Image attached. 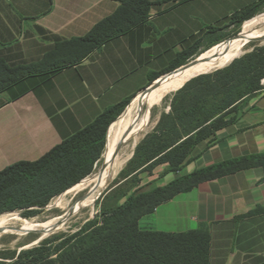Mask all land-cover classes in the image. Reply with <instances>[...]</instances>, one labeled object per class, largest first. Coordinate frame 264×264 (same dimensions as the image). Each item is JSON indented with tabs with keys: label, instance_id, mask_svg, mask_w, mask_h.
I'll use <instances>...</instances> for the list:
<instances>
[{
	"label": "crops",
	"instance_id": "0c3cea01",
	"mask_svg": "<svg viewBox=\"0 0 264 264\" xmlns=\"http://www.w3.org/2000/svg\"><path fill=\"white\" fill-rule=\"evenodd\" d=\"M148 1L151 6L144 21L110 38L77 63L49 70L70 56L59 53L47 60L46 56L58 45L84 37L112 15L118 3L0 0V60L8 68L45 62L0 90V171L17 162L38 160L105 110L132 100L193 43L199 42L196 54L186 63L204 52L208 40L202 43L201 35L208 28L217 29L215 34L224 33L233 14L263 0ZM187 4L195 6L192 9ZM231 116L234 121L216 132L215 141L197 146L193 160L179 176L234 158L264 154V84ZM166 177L154 184L156 178L149 177L145 186H164L175 175ZM204 224L210 235L209 264H264L263 169L254 167L202 182L139 220L140 228L171 234Z\"/></svg>",
	"mask_w": 264,
	"mask_h": 264
},
{
	"label": "trees",
	"instance_id": "16d2710c",
	"mask_svg": "<svg viewBox=\"0 0 264 264\" xmlns=\"http://www.w3.org/2000/svg\"><path fill=\"white\" fill-rule=\"evenodd\" d=\"M112 1L118 3L112 15L94 25L84 37L58 45L46 56V60L59 53L70 56V59L53 63L49 70L77 63L110 38L144 21L151 6L148 0ZM263 8L264 0L233 14L228 23L239 26ZM216 32L217 29L208 28L205 50L226 36L225 32ZM198 44L195 42L190 50L178 54L174 64L159 76L184 65L196 54ZM42 63L8 68L0 60V90L35 72ZM262 78L264 49L180 86L173 97L174 112L161 118L156 131L136 147L126 170L119 173L127 181L141 171L152 175L154 167L165 166L159 178L173 174L176 175L173 180L160 187H152L153 184L149 183L146 190L140 187L129 195H122L115 206L102 209L99 222L89 220L53 248L44 249L46 242H43L40 247L21 251L17 256L0 252V264H209L207 225L171 234L141 229L139 220L152 213L159 204L202 182L254 167H261L264 171V154H257L178 175L193 160V152L200 143L215 141L216 132L234 121L232 116L227 117L261 89ZM128 103L126 100L105 110L92 123L64 139L38 160L17 162L0 171V211L44 207L51 198L64 194L82 181L101 156L109 124ZM164 118L166 126L162 123Z\"/></svg>",
	"mask_w": 264,
	"mask_h": 264
},
{
	"label": "bare ground",
	"instance_id": "6f19581e",
	"mask_svg": "<svg viewBox=\"0 0 264 264\" xmlns=\"http://www.w3.org/2000/svg\"><path fill=\"white\" fill-rule=\"evenodd\" d=\"M249 39L264 40V13L244 22L236 37L213 46L201 55L202 58L207 59L217 56V58H212L211 62L197 64L192 67H182L174 73L161 77L155 82L156 85L148 89L146 93H140L133 98L125 111L107 130L102 155L104 164L100 171L83 179L79 184H75L64 194L61 193L62 195L57 196L51 204V207H60L66 211L63 212L61 217L38 223L33 222V218L32 221L23 220L18 213H13L9 218L0 219V236L4 234L21 235L32 231L40 234V237H38V240H40L46 234L59 229L62 225L60 222L62 219L83 209L92 210L96 199L128 159L130 150L149 125L152 109L159 106L165 97L172 95L174 89L177 90L180 86L195 78L196 74L210 68L220 70L230 65L251 45L253 41H247ZM121 144L123 146L119 149ZM82 191H85L83 198L76 200L75 197ZM68 195H72L71 200L67 198Z\"/></svg>",
	"mask_w": 264,
	"mask_h": 264
},
{
	"label": "rangeland",
	"instance_id": "374dc122",
	"mask_svg": "<svg viewBox=\"0 0 264 264\" xmlns=\"http://www.w3.org/2000/svg\"><path fill=\"white\" fill-rule=\"evenodd\" d=\"M188 5L189 4H187L186 7H188V8L191 7L192 9L195 6L193 4H190V6H188ZM262 13H264V8L261 10H258L248 20H250L253 17L258 16ZM248 20H245L244 22H246ZM243 23L240 24L239 26H236L235 24H233V25H229V26L227 25V27H224V31H225L224 34H226V36L217 44H220V43H222L226 40H229L230 38L236 36L241 31ZM202 24H204V23H201V25ZM208 38H209V35H207L206 33H203L201 35L202 43L207 41ZM217 44H215V45H217ZM215 45H213V46H215ZM263 49H264V40L252 42L251 45L247 49H245L246 51L244 50L243 54H241L237 59H240V58H242L248 54L256 53V52L263 50ZM262 79H264V78H262ZM261 80H260V85H261ZM175 92H176V90L174 89V92L172 95L165 97L161 101V104L159 106L152 109L151 115H150L151 116L150 122H149V125L147 126L146 130L144 131V133H142L143 136L142 135L140 136L137 143L130 150V156L128 157V159L120 167V169L118 170L116 175L111 180L110 184L105 188V190H103L101 195L96 199V201L94 203V207L92 208V210L91 209H83L81 211L73 213V215L71 214L70 216L62 219L60 221L62 225L59 229L50 232V234L49 233L46 234L47 236L45 235L40 240H38L39 239L38 237H40V234L36 233V232H32V231L28 232V233H22L21 235H15V234L1 235L0 236V252L7 254L6 256H8V254H11V253H15V256H17L18 253L21 251H30L33 248L40 247V244L43 242H46V244L43 246L44 249L53 248L57 243L62 241L66 236L72 235L75 232H77L78 230H80L83 227V225L86 222H88L89 220L96 219L99 222L100 218H101L100 214L102 212V209L104 207L105 208H111V207L115 206L117 204L118 198L121 197L122 195L123 196L129 195L135 189L140 188V187L143 190H146L147 188L145 186V182H147L146 181L147 178L154 176L156 179L154 180L153 184L158 180L161 181V183L164 182V180L162 181V178H159L158 175L164 170L165 166L154 167L153 170L151 171L152 175L148 174L147 172L141 171L137 175H135L134 177H132L131 179H129L127 181H124L123 177L120 176L119 173L124 169L126 170V167L129 163V161L132 159V157L135 153L136 147L144 140L145 137L151 135L153 132L156 131L158 123L160 122L161 118L163 116H168V115L172 114V112H174V111H172L173 110L172 106L174 104L173 97L175 95L174 94ZM132 100H130L129 103L124 107V109L120 113V115L125 111V109L129 106V104L132 102ZM176 107H177V110L180 108L178 104L176 105ZM119 116H117L116 119L113 120L109 124V126L114 121H116L119 118ZM230 117H231V115L228 116L227 118H230ZM162 123H163V126H166L167 122H166L165 118L163 119ZM107 130H108V128H107ZM107 130H106V134H105V140H106V136H107ZM122 146H123V144L120 145L119 149ZM195 150H194V152H195ZM103 152H104V148L102 150L100 158L94 163L90 174H88L83 179L91 177L92 175H94L100 171V169L102 168V166L104 164L103 156H102ZM171 175H173V174H170V176H168V177L165 176L166 177L165 179L171 178ZM80 181H79V183H80ZM76 185H77V183H76ZM74 186H75V184H74ZM74 186H71V188ZM84 194H85V191L79 192L77 194V196L75 197V199L79 200V199L83 198ZM60 195H62V194H60ZM56 197L57 196L51 198L49 200V202L44 207L33 206V207L20 208V209H14V210L0 211V219L9 218L13 213H18L19 217L23 220H28V221L33 220V222H38V223L46 222V221L61 217L63 215V212L65 213L66 211H64L60 207H51V204L54 202ZM67 198L69 200H71L72 195H68ZM64 226H65V228H64ZM141 229H143V228H141Z\"/></svg>",
	"mask_w": 264,
	"mask_h": 264
},
{
	"label": "water",
	"instance_id": "95a60500",
	"mask_svg": "<svg viewBox=\"0 0 264 264\" xmlns=\"http://www.w3.org/2000/svg\"><path fill=\"white\" fill-rule=\"evenodd\" d=\"M234 37H236V36H234ZM233 38V37H232ZM231 39V38H230ZM255 40H257V39H249V40H247V41H253V42H256ZM212 48V47H211ZM211 48H209V49H207V50H205L204 52H202V53H200L199 55H197V56H195L194 58H192L188 63H186L185 65H183V66H181V67H179V68H176L175 70H173V71H171V72H169V73H167V74H165V75H162V76H160L158 79H160L161 77H164V76H167V75H169V74H171V73H174L176 70H178V69H180V68H182V67H192V66H195V65H197V64H201V63H206V62H209L210 60H212V58H217V56H215V57H212V58H210V59H207V58H202V54L203 53H205V52H207L208 50H210ZM241 54H243V52L241 53ZM240 56V55H239ZM238 56V57H239ZM211 62V61H210ZM218 69H209V70H207V71H204V72H200V73H198V74H196L194 77H198V76H201V75H206V74H210V73H212V72H214V71H217ZM158 79H156L154 82H152L149 86H147L146 88H144L140 93L141 94H144V93H146V91L148 90V89H150L151 87H153L154 85H156L155 84V82L158 80ZM82 199V198H81Z\"/></svg>",
	"mask_w": 264,
	"mask_h": 264
},
{
	"label": "built area",
	"instance_id": "2783aa9c",
	"mask_svg": "<svg viewBox=\"0 0 264 264\" xmlns=\"http://www.w3.org/2000/svg\"><path fill=\"white\" fill-rule=\"evenodd\" d=\"M261 84H264V79L261 80Z\"/></svg>",
	"mask_w": 264,
	"mask_h": 264
}]
</instances>
